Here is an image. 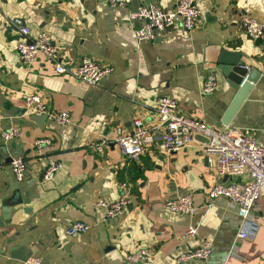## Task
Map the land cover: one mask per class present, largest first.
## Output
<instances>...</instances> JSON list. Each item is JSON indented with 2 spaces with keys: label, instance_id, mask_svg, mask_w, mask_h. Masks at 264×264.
<instances>
[{
  "label": "crops",
  "instance_id": "obj_1",
  "mask_svg": "<svg viewBox=\"0 0 264 264\" xmlns=\"http://www.w3.org/2000/svg\"><path fill=\"white\" fill-rule=\"evenodd\" d=\"M177 1L123 0L112 7L108 0H0V147L9 157L27 159L19 181L0 152V264H22L11 256L21 248L42 264H264V189L252 206L249 236L238 237L237 206L224 197L207 200L219 178L216 155L204 150L203 136L170 154L158 139L136 162L110 141L117 128L130 131L137 115L155 126L156 99L167 95L176 99L178 113L249 131L264 143L260 41L240 28L243 14L264 24V0H199L201 17L193 30L177 26L152 41L137 42L133 29L138 21L130 22L129 12L146 2L170 10ZM22 26L32 35L48 33L65 63L87 55L112 72L89 86L57 74L41 54L30 65L21 64L15 44ZM222 49L240 52V59L261 73L227 125L221 119L236 90L217 68ZM208 74L219 83L204 95L201 84ZM22 94L40 95L49 107L68 112L70 122L36 121ZM12 125L20 133L4 141L1 133ZM41 137L50 144L36 156L34 141ZM49 157L62 166L51 180L42 181ZM238 180H249L248 170ZM186 192L192 193L194 213L164 207L167 199ZM122 196L130 200L126 209L107 218L97 201ZM74 221L91 228L68 237L65 228ZM188 226H195L196 233L183 238ZM205 238L213 245L207 259L176 261ZM142 248L154 251L150 259H126Z\"/></svg>",
  "mask_w": 264,
  "mask_h": 264
},
{
  "label": "built area",
  "instance_id": "obj_2",
  "mask_svg": "<svg viewBox=\"0 0 264 264\" xmlns=\"http://www.w3.org/2000/svg\"><path fill=\"white\" fill-rule=\"evenodd\" d=\"M110 6L123 5V0H108ZM201 17L199 0H178L173 9L167 10L154 2L139 4L129 12L128 20L138 21L133 34L137 42L152 41L159 35L179 26L185 31L193 30ZM241 30L251 39L260 41L261 63L264 68V24L257 18L243 14L240 19ZM18 60L23 65H30L37 55L52 63L57 74H66L89 86H97L111 72L109 66L99 64L90 56L84 55L73 63H65L60 59L59 51L52 39L45 31L32 35L28 27L19 28V38L15 44ZM218 79L214 74H208L201 84V93L210 94L218 87ZM25 109L30 114H45L59 125L70 122L68 112L57 111L45 102L38 94H22ZM158 123L155 126L147 125L144 118L137 115L131 121L130 131L122 128L116 129L111 142L116 144L126 159L136 162L146 151L148 146L160 139L161 147L165 153L170 154L183 149L195 141L197 135L204 137L203 148L206 152L216 155L215 168L218 181L206 193L208 201L217 197H224L237 206L241 218L238 237L249 236L246 225L250 221L252 206L260 198L264 189V143H259L249 131L238 130L229 126L215 127L203 120L178 113L177 101L167 95L157 97L154 107ZM20 129L16 125L10 126L1 133L4 141L17 137ZM109 142V141H108ZM106 143V141L104 142ZM50 144L49 138H37L34 141L36 156L43 155V149ZM16 180H22L27 168V159L14 156L7 162ZM62 163L56 159L48 158L42 181L51 180L61 168ZM244 170L249 172V180H238ZM126 183H124V187ZM129 199L122 196L117 199H99L97 205L101 207L107 218H114L127 207ZM210 203V202H209ZM164 207L174 213L192 214L195 212L193 196L186 192L167 199ZM91 226L83 221H74L65 228L68 237L87 232ZM196 233L195 226H188L181 234L189 238ZM213 251L212 242L202 239L194 249L180 254L178 263L205 260ZM152 249H138L126 255L130 262L146 261L152 257ZM22 264H42L39 257H27Z\"/></svg>",
  "mask_w": 264,
  "mask_h": 264
},
{
  "label": "water",
  "instance_id": "obj_3",
  "mask_svg": "<svg viewBox=\"0 0 264 264\" xmlns=\"http://www.w3.org/2000/svg\"><path fill=\"white\" fill-rule=\"evenodd\" d=\"M240 56V52L222 49L217 57V68L220 70L228 84L236 90L232 101L221 119L223 125L229 124L232 116L235 114L241 103L246 99L249 91L261 75L257 68L247 65L245 61L240 59ZM33 118L36 121L42 122L47 116L45 114H35L33 115ZM0 152L1 156L5 157V161H10L11 157L7 155L3 146L0 147ZM28 252V250L21 248L14 251L11 256L24 261L30 255Z\"/></svg>",
  "mask_w": 264,
  "mask_h": 264
}]
</instances>
